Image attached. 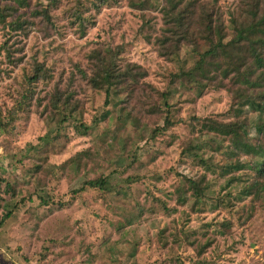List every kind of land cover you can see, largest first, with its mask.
<instances>
[{
  "label": "rangeland",
  "instance_id": "1",
  "mask_svg": "<svg viewBox=\"0 0 264 264\" xmlns=\"http://www.w3.org/2000/svg\"><path fill=\"white\" fill-rule=\"evenodd\" d=\"M189 2L192 20L206 10L224 25L223 45L205 25L167 41ZM253 3L0 0V264H264V198L245 195L251 170L221 171L238 158L207 126L244 121L264 150V87L229 63L245 46L232 20ZM110 52L118 71L145 73L107 102L88 78ZM199 60L202 87L177 80ZM97 178L104 188L89 187Z\"/></svg>",
  "mask_w": 264,
  "mask_h": 264
},
{
  "label": "trees",
  "instance_id": "2",
  "mask_svg": "<svg viewBox=\"0 0 264 264\" xmlns=\"http://www.w3.org/2000/svg\"><path fill=\"white\" fill-rule=\"evenodd\" d=\"M171 4L170 11L172 12L181 0H168ZM258 0L252 4V9L249 15L242 20H237L236 18L232 20V27L235 30L234 38L231 40L234 44L241 45L245 43L243 50L236 56L230 58L231 67L237 72L239 77H243L242 81L245 85L249 87H264V15L259 16L256 8L259 6ZM195 12L193 2H189L185 8H181L177 16H171L170 22L172 23L169 32V38H165V41H170L176 38L177 42L182 40H188L190 36H196V31L194 28L198 26L205 25L204 28H199V32H205L203 38L211 39L214 35L218 38V43L223 45L224 38V25L220 24L218 26L213 25L215 18L213 13L202 11L201 21L195 16L194 20L191 14ZM50 21V18H46ZM174 27V28H173ZM217 47V46H216ZM114 55L112 52L104 56V63L102 61V69L105 71V75L99 79V75H93L89 77V82L94 88L105 89L107 93V102L112 94V90L116 85H120L122 81L126 78L136 80L138 76L143 75L145 72L139 73L134 72L132 68L128 69V72L124 73L117 70V66L113 60ZM202 61L199 60L194 69L188 71H181L176 75L177 80L181 78H187L191 82H195L200 87L203 83V77L196 74V69ZM116 66V67H115ZM141 68L140 65H136ZM42 71V68H37V78ZM100 74V72H98ZM118 87V86H116ZM202 87V86H201ZM254 90V88L252 89ZM255 91V90H254ZM256 95V98L264 105V88L261 92ZM251 95V94H250ZM254 97L253 95H251ZM255 98V97H254ZM236 113V111L234 110ZM238 115V114H236ZM170 122V120H168ZM208 129L221 135L223 137H228L229 144L227 145L224 154L233 153V157H237V161L233 162L234 158L226 157L224 163L221 166V171L226 172L231 169L235 170H251L253 172V178L248 183V187L244 190L246 197L255 196L257 198H264V150L257 144H253L247 134V124L241 120L235 121H218L214 119H209ZM84 127V131L89 129V126L81 125ZM197 145H190L185 153L191 155L192 157L199 158L200 155L195 151ZM242 156L249 157L248 160H242ZM261 156V157H260ZM202 160V158H201ZM204 163V161H203ZM106 180L102 178L88 180L87 183L90 188L99 187L104 188L106 186ZM197 200L201 196L205 195V191L200 187L198 183L194 180H189ZM8 216V215H7ZM6 216V217H7Z\"/></svg>",
  "mask_w": 264,
  "mask_h": 264
}]
</instances>
